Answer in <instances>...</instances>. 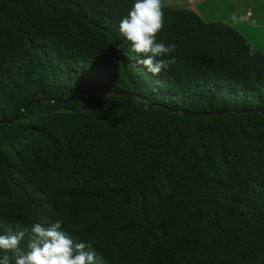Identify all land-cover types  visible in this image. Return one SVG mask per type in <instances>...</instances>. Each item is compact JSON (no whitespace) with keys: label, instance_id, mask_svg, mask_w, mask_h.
<instances>
[{"label":"trees","instance_id":"1","mask_svg":"<svg viewBox=\"0 0 264 264\" xmlns=\"http://www.w3.org/2000/svg\"><path fill=\"white\" fill-rule=\"evenodd\" d=\"M133 5L0 0V235L61 220L94 264H264V52L165 4L154 76Z\"/></svg>","mask_w":264,"mask_h":264},{"label":"clouds","instance_id":"2","mask_svg":"<svg viewBox=\"0 0 264 264\" xmlns=\"http://www.w3.org/2000/svg\"><path fill=\"white\" fill-rule=\"evenodd\" d=\"M164 7V0H134L119 24L120 34L130 43L131 50L143 57L138 62L154 76L174 63L165 57L175 51V45L157 42L164 26ZM250 55H254V50L250 49ZM31 232L26 247H21L26 236L23 230L0 235V250L11 253L15 264H94V253L84 251L85 244L74 243L62 230L61 220L47 227L35 223ZM0 264H11L9 255L5 254Z\"/></svg>","mask_w":264,"mask_h":264},{"label":"rangeland","instance_id":"3","mask_svg":"<svg viewBox=\"0 0 264 264\" xmlns=\"http://www.w3.org/2000/svg\"><path fill=\"white\" fill-rule=\"evenodd\" d=\"M187 0H164L166 5H186ZM188 8L205 20L222 19L264 52V0H193Z\"/></svg>","mask_w":264,"mask_h":264},{"label":"water","instance_id":"4","mask_svg":"<svg viewBox=\"0 0 264 264\" xmlns=\"http://www.w3.org/2000/svg\"><path fill=\"white\" fill-rule=\"evenodd\" d=\"M107 91H105V92H103L102 94H104V93H106ZM35 99H37V97H30V98H28L23 104H22V106H21V108H20V110H22L24 107H25V105L29 102V101H33V100H35ZM221 110H218L217 112H220ZM197 113H200V114H204V113H206V114H209V113H215V111H201V112H197Z\"/></svg>","mask_w":264,"mask_h":264},{"label":"built area","instance_id":"5","mask_svg":"<svg viewBox=\"0 0 264 264\" xmlns=\"http://www.w3.org/2000/svg\"><path fill=\"white\" fill-rule=\"evenodd\" d=\"M192 1H193V0H187V3H186L185 6H187V4H189V3H192Z\"/></svg>","mask_w":264,"mask_h":264},{"label":"crops","instance_id":"6","mask_svg":"<svg viewBox=\"0 0 264 264\" xmlns=\"http://www.w3.org/2000/svg\"><path fill=\"white\" fill-rule=\"evenodd\" d=\"M193 2V1H192ZM187 7H188V5H187Z\"/></svg>","mask_w":264,"mask_h":264}]
</instances>
